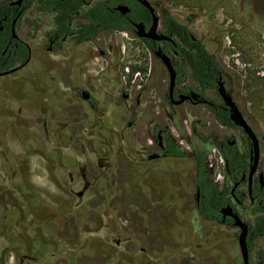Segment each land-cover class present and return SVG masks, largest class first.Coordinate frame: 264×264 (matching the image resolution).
<instances>
[{
    "label": "rangeland",
    "instance_id": "rangeland-1",
    "mask_svg": "<svg viewBox=\"0 0 264 264\" xmlns=\"http://www.w3.org/2000/svg\"><path fill=\"white\" fill-rule=\"evenodd\" d=\"M148 1L161 27L168 14L204 43L227 90L263 136L264 0ZM27 18L41 20L37 12ZM26 26L22 21L20 37ZM32 33V63L0 77V264H243L238 230L201 217L196 207L193 151L206 149L216 181L224 175L210 141L220 129L208 107L167 105L165 65L135 34L106 32L90 43L86 69L95 82L106 73L105 81L120 77L133 95L143 90V104L136 110L121 103L109 112H67L43 75L37 29ZM84 51L79 47L77 54ZM184 84L222 102L216 89L204 90L190 77ZM43 93L50 95L44 107L49 116L40 106ZM134 117L140 121L129 126ZM102 118L111 123H100ZM150 119L169 130L187 157L148 160L144 154L155 148ZM2 161L13 165L11 177L21 179L26 193L9 188ZM243 204L239 212L249 222L248 197ZM263 246L264 238L255 241L253 264H259Z\"/></svg>",
    "mask_w": 264,
    "mask_h": 264
},
{
    "label": "flooded vegetation",
    "instance_id": "flooded-vegetation-1",
    "mask_svg": "<svg viewBox=\"0 0 264 264\" xmlns=\"http://www.w3.org/2000/svg\"><path fill=\"white\" fill-rule=\"evenodd\" d=\"M14 1H17V0H14ZM132 1H135L138 4H140L137 0H129L127 1V3L120 4V5H126L132 11V8H131ZM12 2L13 1H1L0 2V5H1V8H0V52L3 57L2 67L4 68V70L0 72V77L13 75L19 71L24 70L32 63L33 54H34L33 46L31 44L34 38L33 37L34 33L32 32H33V29H34V32H35V29H37L38 38L40 41L39 43L40 51L42 54L39 65H43L44 67L43 75L49 78L50 80L49 82L53 86L52 89L54 90V95L60 97V101H62L60 105L67 112L69 111L70 113L72 112L75 113L79 110L103 111V109L106 110L107 107H108L107 112H109L111 110H114L121 103L124 106H129V105L131 106L134 104L135 110L142 106L143 104L142 98H143V92H144L143 90L138 91L137 95H133L130 89H127L124 87L120 77L116 78L114 75L112 76V81L110 83L108 80L105 81V79H108V77L106 76V73H100L98 77L99 82H95L94 77L86 69V65L89 62L88 59L92 55V50H93V48L90 47L91 46L90 43L100 39L102 34L106 32H131L138 37L134 25L139 24V23H143L146 27V31H148L153 23V14L147 8L146 9L148 11V15L146 17V21L135 22L129 19V21L133 24V27H134L133 30L106 31V32H103L94 41H86V42L78 43L74 32L76 31L79 23L84 24V23H87L88 20L83 19V18H77L75 16L69 22V31L67 30L61 34L55 29V23L53 21L52 11L38 10L37 4L36 3L30 4V0H24L20 5H14L12 4ZM154 9H155L156 15L159 17L158 32L161 34L167 35L166 27L164 24L165 18L163 19V25L161 27L162 20L155 7ZM34 12L38 13L41 20L37 21L34 19L27 18L30 14ZM25 20L27 23V26H26L27 31L23 37H20L18 34V31L20 29L19 27L21 25V22ZM160 27L162 29H160ZM167 36H172V35H167ZM172 37L175 39V44L169 41L158 42V41H153L150 39L139 38V37L138 38L145 45L148 51L152 53L155 57H157L155 55L156 51L159 50V48H161L163 52L168 54L172 60V65L176 70L177 78H176V87L173 93V98H171L170 96V91L168 87V94L165 97V103H167V105L177 106V105H182L184 103H190L192 105L203 104V105H206L207 107L208 106L214 107V112L210 110L209 108L208 109L214 114V117L217 122L216 124L218 128L220 129L217 134H213L218 137L217 140L220 143V146L218 147L213 144V140H212L213 135L211 136L210 141H211V144L213 145V151L215 153V156L216 157L218 156V159L221 160L224 164V175L220 177L218 181H216L214 178L213 179L215 183L218 185L220 191H223L227 184L229 185L230 191H231V203H229L225 208L222 209V219L220 221L218 220L217 221L212 220V221L218 224H221L224 227L236 228L238 230V232L236 233L238 237L240 233V229L234 226L233 219L227 213H225L226 212L225 209L228 210V206H230L233 209V213H238L240 215L239 208L243 207L244 205L243 201L248 197L250 201L252 219L249 222H247L242 219L241 215L240 217L246 224L249 225L248 246H249V251H250V264H253L252 252L254 248V243L255 241L258 240L257 239L253 242L252 248H251L249 244L250 239H251V227L250 226L255 217L253 213V209L259 203L264 204V200L259 202L256 198L253 197V190L256 187L260 188L261 191L264 190V168L262 167V165L264 164V159H263L264 135L259 136L258 131L255 129L252 123H249V125L255 132L257 138L259 139V149H260L258 168L252 180V198H251L249 195V177H250V172H251V167H252V150H253L252 142L242 128L235 126L233 123H232L233 125L229 126L219 121L218 116L221 110L227 113L230 119L229 110L224 106V101L220 95L219 96L222 102L216 103L206 96L205 91L199 90L196 87H192V86L184 84L187 77H190L192 79L191 72L186 67V65L183 63L180 57V53H179L180 50L178 48V39L175 36H172ZM168 43L171 44L172 46H170ZM79 47L80 48L85 47V51L81 52L80 56L77 54V50ZM110 49L114 51L113 47H110ZM115 52L117 53V51ZM22 53H26L25 59H19ZM99 54L101 56H110V54L104 50H100ZM11 55H14V58ZM159 60L161 61V59ZM169 80H170V74H169ZM181 80H183V82H180ZM134 83L131 85V87H134ZM197 85L201 87L198 83ZM138 86L139 84L137 83V87ZM225 86H226V82H225ZM205 89H212V88H204V90ZM213 89H216L217 91V85H216V88H213ZM226 89H227V86H226ZM193 91L199 94V97L197 100L187 99L183 103L176 104L180 101L181 95L192 96L191 93ZM47 96L50 97V95H47L46 93L42 94L41 96L42 102L40 104V106H43L42 108L45 114L47 113H46V110H44V107H48L51 104V103L48 104V100L46 98ZM108 97L110 100L109 103L107 102ZM43 102H46V103H43ZM144 102L146 103L147 101H144ZM136 113L137 111L135 112V114ZM47 116H49V112ZM139 121H140L139 119H136V117H134L128 123H129V126H132L133 123H138ZM89 122L90 121H86L84 123H89ZM6 123H9V122L7 121ZM57 123H73V122H68V121L60 122L59 121ZM100 123H111V122L109 120H104L102 118ZM146 123H152V126H154L150 133V138L152 139L155 145V148L153 150L154 152L150 153L149 155H147L148 152L147 154H144L145 156L148 157V160L158 161L160 159H181V158H174L170 156L169 154L170 151L168 149V144L166 142V134L167 132H169V130L166 129L163 125L158 124L159 121L154 120V119H150ZM227 132H230L231 136L229 138H222L221 135ZM228 147H230V149H228ZM232 149L235 151L234 155L243 154V156L245 157V162L243 166L239 165L237 168L230 166L227 156L233 155V153L231 152ZM200 150L206 151V149H200ZM13 156L15 157V155ZM151 156H156V157L150 158ZM1 166H2V169L5 171V174H7L6 171L8 170L10 171L9 173L10 176L12 175V172L15 171L12 168L13 165H11L10 163L8 165V164L3 163L2 161ZM261 175H263V180L260 179ZM220 179L221 181H219ZM219 183L221 184L219 185ZM245 186L247 187V192L244 191ZM198 193H200L199 190L197 191V204L201 201V195H200V199L198 200ZM82 195H83L82 193L81 195L79 194V196H82ZM199 215L205 219H208L202 216L200 213ZM208 220H211V219H208ZM261 238H264V237H261ZM238 244H239V240H238ZM263 248L264 246L262 247V249ZM259 253H260V250H259ZM259 253H258L259 264H261L262 258ZM242 262H243V258H242Z\"/></svg>",
    "mask_w": 264,
    "mask_h": 264
},
{
    "label": "trees",
    "instance_id": "trees-1",
    "mask_svg": "<svg viewBox=\"0 0 264 264\" xmlns=\"http://www.w3.org/2000/svg\"><path fill=\"white\" fill-rule=\"evenodd\" d=\"M129 0H30V4H37L38 10L52 11L55 29L61 34L69 31V22L75 16L88 20L87 23H79L74 32L78 43L86 41H94L103 32L118 30H133V24L129 19L138 22L146 21L148 15L147 9L132 1V11L128 15H123L115 10V7L120 4H125ZM5 5V4H4ZM3 5V6H4ZM1 8V5H0ZM164 24L166 27V34L175 36L178 39V48L180 50V57L186 67L190 70L192 79L204 88H216L217 80L223 74L220 65L217 63L214 55L210 53L205 47L204 43L196 38L191 29L174 17L166 14ZM169 44V43H168ZM172 46L171 44H169ZM14 58V55H11ZM26 53H22L19 59H25ZM2 55L0 52V72L4 70L2 67ZM180 82H183L181 80ZM214 112L213 106H208ZM218 119L221 123L229 126L233 125L227 113L220 111ZM216 135L212 136L213 144L220 146ZM166 142L170 151V156L174 158L187 157L186 153L177 145L175 138L167 132ZM230 149V147H228ZM232 156H227L231 167H238L244 165L245 157L243 154H235L232 149ZM194 160L196 168V189L200 191L201 201L197 204L198 212L211 220L222 219V209L231 203V191L227 184L223 191L219 190L215 183L212 174L207 164V151H202L196 148L190 155ZM9 180V188L19 195L26 193V189L21 179L10 176V171H6ZM253 197L259 202L264 200V190L255 188L253 190ZM32 205V203H30ZM253 213L255 215L251 223V239L250 247L255 240L264 237V204H257ZM262 263L264 264V248L260 250Z\"/></svg>",
    "mask_w": 264,
    "mask_h": 264
},
{
    "label": "water",
    "instance_id": "water-1",
    "mask_svg": "<svg viewBox=\"0 0 264 264\" xmlns=\"http://www.w3.org/2000/svg\"><path fill=\"white\" fill-rule=\"evenodd\" d=\"M23 1L24 0L13 1L12 4L20 5ZM137 1L153 14V23L148 31H146V27L143 23L134 25L138 37L150 39V40L158 41V42L169 41L175 44V39L172 36H167L165 34H161L158 32L159 17L156 15L155 9L151 5V3L148 0H137ZM115 10L119 11L123 15H126L131 12V9L126 5H119L115 8ZM155 55L159 59H161V61L164 63V65L169 71V74H170L169 91H170L171 98H173V93L176 87L177 73H176L175 68L172 65V60L168 54L163 52L161 48H159V50L156 51ZM217 91L224 101V106L229 110L231 122L235 126L242 128L252 142V146H253L252 167H251V172H250V177H249V195L252 198V180L258 168L259 155H260L259 139L257 138L251 126L249 125V122L247 121L243 113L241 112L240 108L234 101L233 96L227 91L223 76H221L217 81ZM191 95L192 96L181 95L180 101L176 104L183 103L187 99L197 100L199 97V94L194 91L191 93ZM156 156H151L150 158H154ZM260 179L263 180V175L260 176ZM199 199H200V193H198V200ZM225 210H226L225 213H227L233 219L234 226L240 229L238 240H239V247H240V251L242 254L243 262L244 264H250V251H249V246H248L249 225L246 224L241 219L238 213H233V209L230 206H228V210L227 209Z\"/></svg>",
    "mask_w": 264,
    "mask_h": 264
},
{
    "label": "built area",
    "instance_id": "built-area-1",
    "mask_svg": "<svg viewBox=\"0 0 264 264\" xmlns=\"http://www.w3.org/2000/svg\"><path fill=\"white\" fill-rule=\"evenodd\" d=\"M211 167H212V165H211Z\"/></svg>",
    "mask_w": 264,
    "mask_h": 264
}]
</instances>
